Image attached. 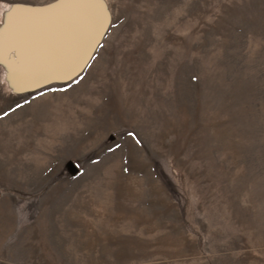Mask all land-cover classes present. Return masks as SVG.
Returning <instances> with one entry per match:
<instances>
[{
    "label": "rangeland",
    "instance_id": "obj_1",
    "mask_svg": "<svg viewBox=\"0 0 264 264\" xmlns=\"http://www.w3.org/2000/svg\"><path fill=\"white\" fill-rule=\"evenodd\" d=\"M62 1L0 0L94 40L35 91L0 62V264H264V0Z\"/></svg>",
    "mask_w": 264,
    "mask_h": 264
},
{
    "label": "bare ground",
    "instance_id": "obj_2",
    "mask_svg": "<svg viewBox=\"0 0 264 264\" xmlns=\"http://www.w3.org/2000/svg\"><path fill=\"white\" fill-rule=\"evenodd\" d=\"M55 37L49 21L41 13L31 12L19 5L3 11L0 59L9 87L13 88L10 84L13 82L14 86L23 88V92L35 91L48 79L57 78L60 74L61 77H68L67 80L76 76L81 64L77 59H81V55L51 48ZM56 43L60 45L61 42Z\"/></svg>",
    "mask_w": 264,
    "mask_h": 264
},
{
    "label": "water",
    "instance_id": "obj_3",
    "mask_svg": "<svg viewBox=\"0 0 264 264\" xmlns=\"http://www.w3.org/2000/svg\"><path fill=\"white\" fill-rule=\"evenodd\" d=\"M67 1L68 0H63L61 4L63 5L65 3H67ZM71 4H75L74 0L69 1L68 7H70ZM19 6H22V5H19ZM23 7H25V6H23ZM62 7L60 5H59V7L54 5V6H51L49 8H46L44 10L43 9H40V8H37V9H33V8H29V7H25V8H27L31 12H33V11H35V13L39 12V13H41L42 16H46V18L49 21V24L51 26L52 24L50 23V20L56 18L57 13L59 12V10ZM52 28L53 27H51V31H52ZM55 36L56 37L54 38V42H58L59 41V42L62 43V44H60L58 46H63L62 48H65L67 50L75 49L77 51H80V54H81V57H82V58L80 57L81 59L78 60L81 63L80 64V67H79V70H80V68L82 67L83 63L86 61L87 56L89 55V49H87V47L90 48L92 46V43H93L94 40L93 39H89V40L88 39H85L83 41L84 42V45L83 44L78 45V44L73 43V42H65L64 41L65 42L64 43L63 40L60 39L61 37L60 36H57L56 33H55ZM0 62H2L1 59H0ZM61 79H65L66 80V79H68V77L54 78V79H51L49 82L57 81V80H61ZM10 84H12L11 86H13V88L16 89L18 92H22L23 91V88H19V87L14 86L13 82L10 83Z\"/></svg>",
    "mask_w": 264,
    "mask_h": 264
}]
</instances>
